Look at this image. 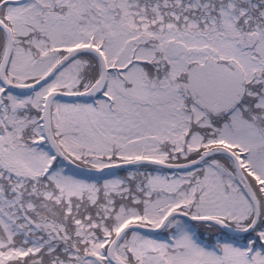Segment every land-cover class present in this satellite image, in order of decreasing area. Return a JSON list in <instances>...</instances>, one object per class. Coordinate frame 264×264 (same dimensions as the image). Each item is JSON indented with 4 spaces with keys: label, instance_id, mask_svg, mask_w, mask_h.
I'll list each match as a JSON object with an SVG mask.
<instances>
[{
    "label": "snow or ice",
    "instance_id": "obj_1",
    "mask_svg": "<svg viewBox=\"0 0 264 264\" xmlns=\"http://www.w3.org/2000/svg\"><path fill=\"white\" fill-rule=\"evenodd\" d=\"M0 264H264V0H0Z\"/></svg>",
    "mask_w": 264,
    "mask_h": 264
}]
</instances>
